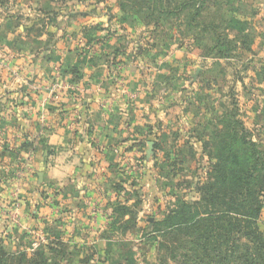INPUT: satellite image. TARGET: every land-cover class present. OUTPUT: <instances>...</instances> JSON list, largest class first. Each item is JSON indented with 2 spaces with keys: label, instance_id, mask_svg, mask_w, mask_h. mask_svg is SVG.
<instances>
[{
  "label": "crops",
  "instance_id": "1",
  "mask_svg": "<svg viewBox=\"0 0 264 264\" xmlns=\"http://www.w3.org/2000/svg\"><path fill=\"white\" fill-rule=\"evenodd\" d=\"M85 9H93L91 19ZM89 24L91 36L82 30ZM129 24L100 0H13L7 16H0L5 259L108 264L109 252L126 244L117 235L142 232L141 210L135 227L123 232L112 225L113 210L145 199L143 189L133 190L154 171L147 161L155 151L151 140L170 148L168 141L189 121L185 81L161 64H190L193 55L171 51L148 67L126 47ZM255 73L264 74V67ZM255 73L238 83L241 94L248 82L264 91V75L257 79ZM250 97L243 112L247 124L259 128L263 106Z\"/></svg>",
  "mask_w": 264,
  "mask_h": 264
},
{
  "label": "rangeland",
  "instance_id": "2",
  "mask_svg": "<svg viewBox=\"0 0 264 264\" xmlns=\"http://www.w3.org/2000/svg\"><path fill=\"white\" fill-rule=\"evenodd\" d=\"M100 1L114 5L116 15L130 21L124 30L130 36L126 47L131 46L132 52L140 55L142 64L149 67L171 51L193 55L190 64L183 59L172 63L168 59L161 64L173 67V74L185 81V97L192 102L187 110L190 119L182 122L180 133L168 141L173 144L170 148H157L159 143L151 140L156 148L147 161L154 171H149L148 182L142 188L133 190H144V202L117 205V210L114 207L118 228L123 231L132 226L133 215L141 210L142 232L117 235V240L126 244L108 254V264H181L177 255L171 259L169 254V247L176 245L178 237L173 230L165 229V216L181 203L199 200L220 140L233 144V148L238 145L232 141L240 135L237 123L248 122L242 102L251 100L247 97L252 94L264 110V91L255 92L246 80L248 83L242 87L248 92L241 94L238 84L243 78L253 77L255 69L264 67V0ZM12 4L13 0H0V10L7 8L6 12L0 11V16H7ZM94 4L97 2L89 3ZM92 10L85 9L90 19ZM92 28L90 24L84 26L83 33L91 36ZM232 32L237 34L233 36ZM262 75L255 73V78L262 79ZM247 125L246 139L254 142L264 158V117L259 128ZM257 193L263 209L256 226L264 232V179ZM155 230L159 233L153 234ZM50 264L57 262L52 260Z\"/></svg>",
  "mask_w": 264,
  "mask_h": 264
},
{
  "label": "trees",
  "instance_id": "3",
  "mask_svg": "<svg viewBox=\"0 0 264 264\" xmlns=\"http://www.w3.org/2000/svg\"><path fill=\"white\" fill-rule=\"evenodd\" d=\"M237 125L240 135L232 141L238 145L233 148V144L219 141L199 200L181 203L163 220L167 231L177 233L169 254L171 259L177 255L181 264H264V232L256 226L263 209L257 188L264 179V158L254 142L246 139L244 125ZM136 218L133 215L132 226L124 231L135 227ZM112 225H118L117 216ZM21 263L26 264L23 259L14 263L5 259L0 246V264ZM32 264L45 262L37 256Z\"/></svg>",
  "mask_w": 264,
  "mask_h": 264
},
{
  "label": "water",
  "instance_id": "4",
  "mask_svg": "<svg viewBox=\"0 0 264 264\" xmlns=\"http://www.w3.org/2000/svg\"><path fill=\"white\" fill-rule=\"evenodd\" d=\"M150 148H151V144H150Z\"/></svg>",
  "mask_w": 264,
  "mask_h": 264
}]
</instances>
